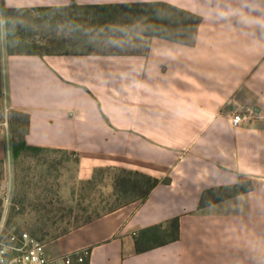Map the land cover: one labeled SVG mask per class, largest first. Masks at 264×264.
Returning <instances> with one entry per match:
<instances>
[{
  "label": "crops",
  "instance_id": "obj_1",
  "mask_svg": "<svg viewBox=\"0 0 264 264\" xmlns=\"http://www.w3.org/2000/svg\"><path fill=\"white\" fill-rule=\"evenodd\" d=\"M0 1L7 9L165 3L200 17L194 46L152 38L138 54L39 57L7 54L0 13V67L9 109L30 116L27 144L76 153L78 182L99 169L160 181L145 202L45 243L48 257L88 251L89 264H264V0ZM249 111L258 114L250 126L230 125ZM2 126L0 165L11 169L12 138ZM241 181L253 191L200 208L205 191ZM175 218L177 242L137 253L139 231Z\"/></svg>",
  "mask_w": 264,
  "mask_h": 264
},
{
  "label": "trees",
  "instance_id": "obj_2",
  "mask_svg": "<svg viewBox=\"0 0 264 264\" xmlns=\"http://www.w3.org/2000/svg\"><path fill=\"white\" fill-rule=\"evenodd\" d=\"M5 19L6 49L10 56L50 55H125L146 51L152 38H159L185 46H194L200 17L165 3L121 4L102 6L40 7L7 9L0 5ZM12 136V157L15 170L29 178L32 167L21 168L23 159H36L44 154L61 155L57 164L79 163L76 153L31 147L26 142L30 116L11 110L7 115ZM40 161V159H39ZM44 165L47 163H43ZM45 165V166H46ZM55 164H49L50 173ZM1 182V174H0ZM160 181L139 173L120 169H99L91 180L79 182L72 196L79 207L72 222L53 232L47 229L51 219L39 215L31 234L43 243L55 241L72 231L132 203H143ZM29 188L32 182H23ZM251 181L234 186L210 189L203 193L200 208L253 191ZM1 190V185H0ZM52 192L47 191L44 209L52 205ZM29 202L27 193L13 201L8 226L24 216ZM32 205V202H30ZM4 201L0 198V220ZM16 232H20L16 231ZM179 240V219L145 228L135 235L137 253H145ZM89 254L88 251H85ZM89 264V256L83 263Z\"/></svg>",
  "mask_w": 264,
  "mask_h": 264
},
{
  "label": "rangeland",
  "instance_id": "obj_3",
  "mask_svg": "<svg viewBox=\"0 0 264 264\" xmlns=\"http://www.w3.org/2000/svg\"><path fill=\"white\" fill-rule=\"evenodd\" d=\"M10 111L7 88L3 77V71H1L0 67V127H3L2 125L4 124L8 125L6 118H8L7 115ZM8 128H10L9 125ZM61 159V155L51 154H44L38 158V160L37 158L23 159V163L20 164V169L32 167L30 173L27 174L29 178H26V180H24L26 175L21 173L19 169L18 171L15 170L14 165H12L11 169H9L7 165H0V198L4 201V211L7 208L4 221L6 232L25 230L31 233L32 225H34L37 217L41 214L47 215L51 219V222L47 224V229L51 232L58 228H65L67 223L72 222L79 210L72 196L73 190L79 185L76 179L77 167L72 161L69 163L63 162L58 165L57 162H60ZM45 162L47 163V165L45 164L46 166L43 164ZM52 163L55 164V168L48 173L47 168L49 164ZM23 182H32V185L29 188L23 187ZM47 191L52 192V197L50 199H53V203L48 209H44L42 199ZM24 193H27L29 197V202L26 204L27 211L24 216L14 220V226L9 227V211L12 203L16 197L19 198V196ZM30 202H32V205H30ZM2 219L0 221H2ZM59 264L65 263L60 261Z\"/></svg>",
  "mask_w": 264,
  "mask_h": 264
},
{
  "label": "built area",
  "instance_id": "obj_4",
  "mask_svg": "<svg viewBox=\"0 0 264 264\" xmlns=\"http://www.w3.org/2000/svg\"><path fill=\"white\" fill-rule=\"evenodd\" d=\"M258 118L256 111L240 113L230 119V125L237 129L247 127ZM4 218L0 221V264H72L74 260L83 263L89 254L85 251L65 255L60 259L50 258L45 252V243L26 231L6 232Z\"/></svg>",
  "mask_w": 264,
  "mask_h": 264
}]
</instances>
